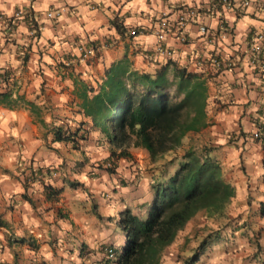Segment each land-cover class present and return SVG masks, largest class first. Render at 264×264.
<instances>
[{"label":"crops","instance_id":"obj_1","mask_svg":"<svg viewBox=\"0 0 264 264\" xmlns=\"http://www.w3.org/2000/svg\"><path fill=\"white\" fill-rule=\"evenodd\" d=\"M188 8L201 16L179 27ZM52 10L61 15L49 17ZM163 19L170 22L163 41L170 53L157 50L155 31ZM34 23L39 36L30 32ZM259 34L264 0H0V94L7 92L0 95V264H92L88 256L110 244L99 216L112 210L117 193L98 168L110 145L90 130L76 149L54 140L53 129L83 121L89 128L77 87L97 86L125 54L140 70L174 61L209 79L208 124L184 141L213 146L211 156L237 190L232 208L240 210L241 223L249 217L252 223L249 236L236 232L227 241L219 264H264V70L251 63ZM80 42L95 48L88 59ZM261 46L264 58V40ZM29 101L41 108L39 116ZM119 240L123 248V234Z\"/></svg>","mask_w":264,"mask_h":264},{"label":"trees","instance_id":"obj_2","mask_svg":"<svg viewBox=\"0 0 264 264\" xmlns=\"http://www.w3.org/2000/svg\"><path fill=\"white\" fill-rule=\"evenodd\" d=\"M115 24L124 35L122 26ZM76 93L81 101L79 111L90 118L91 125L87 128L83 121L74 129L55 126L54 140L80 149L89 131L99 130L111 154L98 168L115 173L120 160L132 159V148L144 149L151 163L156 164L152 197L139 205L145 210L140 214L126 206L118 212L115 223L124 235L121 254L112 259L106 253L96 264H162L165 250L189 221L200 211L210 216L221 214L237 194L235 185L226 180L221 163L211 156L213 146L192 144L181 157L165 160L185 144L189 134L207 126L209 79L174 61L154 72L140 70L125 54L105 69L97 86L82 83ZM28 105L40 115L41 108L35 102L29 101ZM176 160L179 165L172 171L170 165ZM122 180L127 182L126 178ZM118 247L111 244L105 248L118 254ZM208 249L206 242L185 263L196 264Z\"/></svg>","mask_w":264,"mask_h":264},{"label":"rangeland","instance_id":"obj_3","mask_svg":"<svg viewBox=\"0 0 264 264\" xmlns=\"http://www.w3.org/2000/svg\"><path fill=\"white\" fill-rule=\"evenodd\" d=\"M192 140L195 141L194 145H197V147L202 146L200 142L197 143L198 139ZM188 145V143H185L175 153L167 155L165 160H170L175 158V156L181 157L184 149ZM131 151L133 154L132 159L120 160L117 163L115 173L106 172L107 175L109 174L107 176L106 184L112 193H117V198L114 201L115 203L111 205L112 210L115 208L113 213L111 210L108 211L109 213H104L107 214L103 215L104 217L98 215L99 218L102 219L101 222L104 220V226L101 229V236L107 235V237L110 238L107 243L110 244L101 245L100 242L97 243V246L100 244L99 248L97 247V252L88 256L93 260L92 264H96L101 258L105 257L107 253L105 247L107 245L112 244L119 246L117 256L121 254L120 244L123 243V241H116V238L121 234V230L117 227L114 221V218L118 217L117 214L120 209L124 206H131L136 212L141 214L145 209L141 210L139 205L145 201L148 202L152 197L151 180L155 173L154 168L156 164L151 163L149 155L144 149L132 148ZM178 165L179 160H176L170 165L171 170L173 171ZM132 170H134L133 173L135 176L132 174ZM122 178H126L127 182L123 183ZM107 193L110 192L107 191ZM255 195L253 194V198ZM232 203L233 202L231 201L221 214L210 216L205 211H200L191 221H189L186 227L180 231L175 242L165 250L162 264H186L185 262L192 257L195 252H199L202 245L206 242L209 245L208 253L202 255L196 264H219V252H223V248L227 247V241L229 240L228 243H230V238L233 237L236 232L239 233L238 235L249 236L252 228L250 217L247 221L241 223V212L238 209L232 208ZM135 204H138V206L136 207ZM249 221L250 223L245 225L246 222ZM244 225L246 228L239 230ZM111 238L114 243H111ZM89 253L90 252H88V254ZM69 262H73V260L71 259ZM69 262L67 261L68 264Z\"/></svg>","mask_w":264,"mask_h":264},{"label":"built area","instance_id":"obj_4","mask_svg":"<svg viewBox=\"0 0 264 264\" xmlns=\"http://www.w3.org/2000/svg\"><path fill=\"white\" fill-rule=\"evenodd\" d=\"M224 4L229 5L230 4V0H222ZM251 0H246V3H250ZM21 12H17V15H20ZM49 17H59L61 15L60 11H49L47 14ZM201 13L196 10L195 8H188L186 12L181 13V15L179 16V27L185 26L186 23H188V21H190L191 19H194L196 17H200ZM2 18V16H1ZM38 29L34 24H32L30 32L32 34V36H37V32ZM170 29V22L168 21V19H163L162 22L160 23L159 27L157 28V30L155 31L156 36L159 39V44L157 47V50L159 53H170L165 46L163 45V41L166 37V34L168 32V30ZM201 31H203L204 33H206L208 31V28L205 25L201 26ZM130 34L132 36H135L136 34H138V31L136 29L131 30ZM262 40H264V34H259L256 36L254 43L252 45V57H251V63L252 65H256L259 66L262 70H264V58H260V52H261V44H262ZM79 48L82 51V57L84 59H88L91 55L94 54L95 52V48L94 46H89L86 45L83 42H80L78 44ZM215 64L220 66L223 65V63L219 60V59H215L214 60ZM226 67H231L232 66V62H227ZM254 136L256 138H261V132L260 131H256ZM107 250V255L112 258V259H116L117 257V252H115L113 249L111 248H106Z\"/></svg>","mask_w":264,"mask_h":264}]
</instances>
